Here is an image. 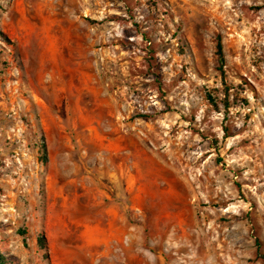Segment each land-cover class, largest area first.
I'll use <instances>...</instances> for the list:
<instances>
[{"label": "rangeland", "instance_id": "obj_1", "mask_svg": "<svg viewBox=\"0 0 264 264\" xmlns=\"http://www.w3.org/2000/svg\"><path fill=\"white\" fill-rule=\"evenodd\" d=\"M0 242L264 264V0H0Z\"/></svg>", "mask_w": 264, "mask_h": 264}, {"label": "trees", "instance_id": "obj_2", "mask_svg": "<svg viewBox=\"0 0 264 264\" xmlns=\"http://www.w3.org/2000/svg\"><path fill=\"white\" fill-rule=\"evenodd\" d=\"M216 55H217L218 62H219V70L222 72V75H224L225 74V72H224L225 53H224V49H223V43H222V40L220 37L218 38V41L216 44ZM242 87H243V84H242ZM226 91H229V89L227 88ZM211 100H212V102H215L213 98H211ZM38 242H39L40 246H42L44 248L46 247V239H45L44 235L39 236ZM0 244H1V242H0ZM1 255L2 254L0 253V264H5L4 260H3L4 256H1Z\"/></svg>", "mask_w": 264, "mask_h": 264}, {"label": "bare ground", "instance_id": "obj_3", "mask_svg": "<svg viewBox=\"0 0 264 264\" xmlns=\"http://www.w3.org/2000/svg\"><path fill=\"white\" fill-rule=\"evenodd\" d=\"M79 187V186H78Z\"/></svg>", "mask_w": 264, "mask_h": 264}]
</instances>
